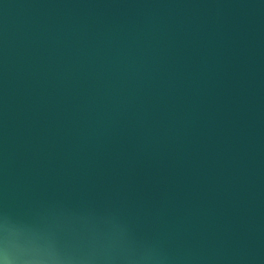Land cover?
I'll return each instance as SVG.
<instances>
[{
  "label": "water",
  "instance_id": "95a60500",
  "mask_svg": "<svg viewBox=\"0 0 264 264\" xmlns=\"http://www.w3.org/2000/svg\"><path fill=\"white\" fill-rule=\"evenodd\" d=\"M0 264H264V0H0Z\"/></svg>",
  "mask_w": 264,
  "mask_h": 264
}]
</instances>
